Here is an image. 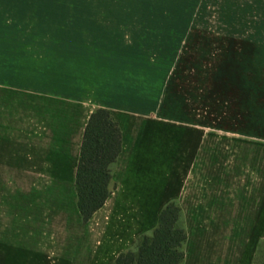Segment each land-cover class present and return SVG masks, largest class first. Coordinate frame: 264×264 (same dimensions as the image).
Wrapping results in <instances>:
<instances>
[{
  "label": "crops",
  "instance_id": "0c3cea01",
  "mask_svg": "<svg viewBox=\"0 0 264 264\" xmlns=\"http://www.w3.org/2000/svg\"><path fill=\"white\" fill-rule=\"evenodd\" d=\"M223 1L0 0V183L13 186L0 191V264H113L173 200L184 213V264H253L264 240V138L128 109L121 83L98 85L86 72L139 70L156 64L146 55L183 54ZM247 2L264 9V0ZM231 54L228 69L252 57L238 47ZM96 108L119 124L122 152L114 191L85 222L75 182ZM139 122L173 129L168 175L155 184L132 132Z\"/></svg>",
  "mask_w": 264,
  "mask_h": 264
},
{
  "label": "rangeland",
  "instance_id": "374dc122",
  "mask_svg": "<svg viewBox=\"0 0 264 264\" xmlns=\"http://www.w3.org/2000/svg\"><path fill=\"white\" fill-rule=\"evenodd\" d=\"M247 1L225 0L221 5L212 6L214 14L206 27L208 33L195 38L183 54L146 55L145 63L150 57L156 64H145L139 70L82 68V72L90 73L93 79L90 78V82L97 80L98 85L109 82L115 87L116 83H121L129 99L123 102L128 109L157 110L162 118L251 132L264 138V9ZM249 30L256 31L249 33ZM234 47L252 52L249 62L233 59L235 65L243 67L241 70L225 68L232 63L225 59L226 55L233 57ZM82 61L89 59L82 58ZM174 66L176 68H172ZM107 95L112 97L111 93ZM166 127L149 122L132 125L136 141L144 147L139 151L140 157L147 160L143 169L154 184L168 175L163 161L167 158L168 136L173 129ZM224 137L225 141L232 140V136ZM149 144L153 146L148 147ZM11 187L12 183H0V191L4 193L11 192ZM244 191L247 189L243 187L242 193ZM140 194L144 198L156 195ZM227 201L231 203L230 195ZM262 250L264 253V244Z\"/></svg>",
  "mask_w": 264,
  "mask_h": 264
},
{
  "label": "trees",
  "instance_id": "16d2710c",
  "mask_svg": "<svg viewBox=\"0 0 264 264\" xmlns=\"http://www.w3.org/2000/svg\"><path fill=\"white\" fill-rule=\"evenodd\" d=\"M122 152V131L109 110H94L86 125L76 172L77 204L85 222L101 209L115 189L114 171ZM187 231L178 203L168 202L155 229L142 234L113 264H184ZM262 240L253 264H264ZM262 250V252H261Z\"/></svg>",
  "mask_w": 264,
  "mask_h": 264
}]
</instances>
